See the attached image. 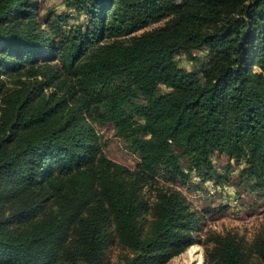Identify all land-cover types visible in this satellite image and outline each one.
Here are the masks:
<instances>
[{
	"label": "trees",
	"instance_id": "1",
	"mask_svg": "<svg viewBox=\"0 0 264 264\" xmlns=\"http://www.w3.org/2000/svg\"><path fill=\"white\" fill-rule=\"evenodd\" d=\"M32 5L0 0V264H53L75 225L73 264H107L113 231L132 250L127 264L167 262L200 228L175 186L194 172L229 181L216 154L264 190V0H70L87 21L67 31L58 16L49 32ZM200 50L209 59L197 71L179 65ZM107 124L138 170L106 156L94 125ZM160 173L174 187L159 189L144 235L143 192ZM211 236L217 264H248L231 233ZM252 250L264 260V238Z\"/></svg>",
	"mask_w": 264,
	"mask_h": 264
},
{
	"label": "rangeland",
	"instance_id": "2",
	"mask_svg": "<svg viewBox=\"0 0 264 264\" xmlns=\"http://www.w3.org/2000/svg\"><path fill=\"white\" fill-rule=\"evenodd\" d=\"M33 4L35 26L47 32L50 26L57 20L58 16L68 17L64 29L70 31L82 22L87 21L84 14L68 6L70 0H30ZM167 20L152 24L134 35L141 36L148 31L163 26ZM196 57L200 61L189 60L185 56L177 57L179 65L188 71H197L200 63L209 59L207 50L196 51ZM33 65H27L21 69V73H28L33 69ZM17 70L9 72L11 76L8 80V88L15 87ZM3 78H7L3 76ZM50 88L45 91L50 92ZM95 132L100 138L102 148L106 156L114 162L121 164L131 170H138L140 157L137 152L131 149L130 143L122 137L116 135V130L112 124L94 125ZM213 162L218 171L229 175V181L224 180L221 183H215L214 180L203 181L195 172L192 174L191 181L187 185L175 186L188 201L192 203L195 209L200 213V228L195 233L198 240L195 244L187 246L183 251L172 256L165 263L154 264H198L195 256L197 253L203 255V264H217L215 255V246L211 241V234H228L242 245L243 250L248 256V264H264L252 250L256 241L264 238V190L250 191L246 180L240 177L242 166L234 165L224 155L216 154ZM228 171V173H227ZM174 185L168 182L164 173H160L154 182L153 188L145 187L144 197L148 203V209L138 218V224L144 235L151 231L155 217L153 206L155 196L161 187ZM54 206L50 203L47 205V211H51ZM79 225H75L70 230L69 244L61 254L56 258L53 264H73L69 259V253L78 248V230ZM113 228V226H112ZM115 243L106 251L107 264H127L132 258V250L124 245L120 238L115 234Z\"/></svg>",
	"mask_w": 264,
	"mask_h": 264
},
{
	"label": "bare ground",
	"instance_id": "3",
	"mask_svg": "<svg viewBox=\"0 0 264 264\" xmlns=\"http://www.w3.org/2000/svg\"><path fill=\"white\" fill-rule=\"evenodd\" d=\"M195 259L198 264H203V255L201 253H197V255L195 256Z\"/></svg>",
	"mask_w": 264,
	"mask_h": 264
}]
</instances>
